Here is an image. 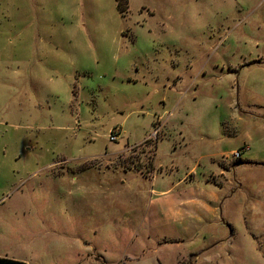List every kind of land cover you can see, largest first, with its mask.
I'll return each mask as SVG.
<instances>
[{"label":"rangeland","instance_id":"1","mask_svg":"<svg viewBox=\"0 0 264 264\" xmlns=\"http://www.w3.org/2000/svg\"><path fill=\"white\" fill-rule=\"evenodd\" d=\"M225 165L226 232H144L170 176L206 184ZM188 254L264 264V0H0V256Z\"/></svg>","mask_w":264,"mask_h":264},{"label":"crops","instance_id":"2","mask_svg":"<svg viewBox=\"0 0 264 264\" xmlns=\"http://www.w3.org/2000/svg\"><path fill=\"white\" fill-rule=\"evenodd\" d=\"M242 162L244 163V161ZM223 163L225 164L227 162L223 161ZM159 168L160 170L155 172L151 180L152 185L155 187H159L160 183L165 180L162 178L159 185L156 184L155 181L158 180V174H163L164 171L163 166ZM171 171V174H175L173 168H171ZM193 175L194 174H190L189 172L184 178L179 180L176 177L170 176V181L175 183L165 192L154 196L146 206L142 225L145 227L144 232L173 226L176 231V236H174V238L165 237V240L162 241V243H172L173 245H183L185 244L184 239H189V237L192 236L196 238L203 237L205 239L207 233L204 232V234H202L203 228L215 230L217 236L218 232H226L227 226L231 224L226 221V226L224 223L223 207L226 203L227 194L229 190H231L229 185L231 184V168H227V165H225V173H221L222 178H218L217 175L213 173L210 175V181H207L206 184H198L196 180L194 181ZM164 184L168 185L167 180L164 181ZM161 199L167 201L169 205L168 208L163 209ZM229 210L231 211L232 209ZM216 223L220 226L219 228ZM212 235L215 236V234ZM188 257L194 258V264H198L197 261L200 259V254H188L185 257L180 256L175 264L184 262L185 258ZM1 258L25 262L9 257Z\"/></svg>","mask_w":264,"mask_h":264},{"label":"trees","instance_id":"3","mask_svg":"<svg viewBox=\"0 0 264 264\" xmlns=\"http://www.w3.org/2000/svg\"><path fill=\"white\" fill-rule=\"evenodd\" d=\"M156 150H157V145H156ZM154 164H155V161L151 165V168L153 170H155V165ZM0 264H27V263L21 262V261L12 260V259H8V258H1L0 257Z\"/></svg>","mask_w":264,"mask_h":264},{"label":"built area","instance_id":"4","mask_svg":"<svg viewBox=\"0 0 264 264\" xmlns=\"http://www.w3.org/2000/svg\"><path fill=\"white\" fill-rule=\"evenodd\" d=\"M113 134H115V132L112 133L111 140H116V139H117V136H118L120 133H119V134L117 133V134H115V135H113ZM236 156H239V155L237 154Z\"/></svg>","mask_w":264,"mask_h":264}]
</instances>
